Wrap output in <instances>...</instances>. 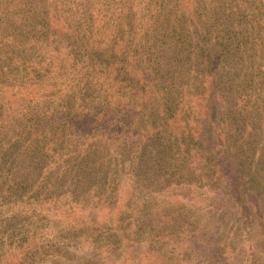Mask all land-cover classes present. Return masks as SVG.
Returning a JSON list of instances; mask_svg holds the SVG:
<instances>
[{"label": "trees", "instance_id": "16d2710c", "mask_svg": "<svg viewBox=\"0 0 264 264\" xmlns=\"http://www.w3.org/2000/svg\"><path fill=\"white\" fill-rule=\"evenodd\" d=\"M164 8L166 0H0V43L17 47L4 81L13 74L19 86L9 100L0 95V264L135 261L122 224L140 207L122 197L131 164L203 148L199 113L194 121L183 103L171 110L152 84ZM146 99L153 119L142 121ZM211 158L232 169L229 157ZM81 244L89 259L76 254Z\"/></svg>", "mask_w": 264, "mask_h": 264}, {"label": "rangeland", "instance_id": "374dc122", "mask_svg": "<svg viewBox=\"0 0 264 264\" xmlns=\"http://www.w3.org/2000/svg\"><path fill=\"white\" fill-rule=\"evenodd\" d=\"M166 3L148 43L152 84L171 110L183 103L194 121L202 117L203 148L131 164L122 197L140 207L124 211L122 224L137 243L132 264H264V0ZM16 48L0 43L6 100L19 87L13 74L4 81ZM146 100L142 121L152 118L154 104ZM208 155L229 157L232 169ZM86 246L76 254L89 259Z\"/></svg>", "mask_w": 264, "mask_h": 264}]
</instances>
